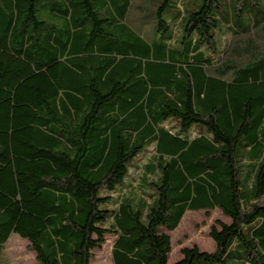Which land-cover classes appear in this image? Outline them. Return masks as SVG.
Returning <instances> with one entry per match:
<instances>
[{"label": "trees", "instance_id": "16d2710c", "mask_svg": "<svg viewBox=\"0 0 264 264\" xmlns=\"http://www.w3.org/2000/svg\"><path fill=\"white\" fill-rule=\"evenodd\" d=\"M214 210V252L174 264H264V0H0V259L112 235V264H167L161 229Z\"/></svg>", "mask_w": 264, "mask_h": 264}, {"label": "rangeland", "instance_id": "374dc122", "mask_svg": "<svg viewBox=\"0 0 264 264\" xmlns=\"http://www.w3.org/2000/svg\"><path fill=\"white\" fill-rule=\"evenodd\" d=\"M227 27H234L229 23L225 24ZM231 33L223 30L222 44L226 41H229V37ZM151 149L149 148L148 152L144 155H141L134 163L133 167L129 172V177L127 182L132 184L133 189L136 195L140 196L138 193V189L136 188V184H138L139 172L136 170V167L141 166L151 155ZM252 159L245 157V164H249ZM253 163L255 162L252 161ZM246 173V170H245ZM244 173V174H245ZM253 172H249V168L247 167V174L243 178V187L250 188L253 180ZM134 181V182H133ZM141 191L151 192L152 190L145 184H141ZM142 195V194H141ZM143 198L146 195H142ZM129 197V195H128ZM139 198L132 201L133 204L137 203ZM114 203H108L105 208L112 209ZM223 222L229 223V219L222 215L219 210H214L212 212L200 211V212H187L182 218L178 227L169 232L168 230L162 228L161 231L168 234L171 241V251L168 255V263L174 264L182 257V250L185 248H192L193 246L197 247L201 252L204 253H213L215 250V246L211 238L209 237V228L215 225V222ZM115 237L112 235H106L105 243L103 244L100 250H96L93 252V258L91 260V264H112L111 258V248ZM236 249L232 248L230 250V257L235 258ZM0 264H38L35 260L34 253L29 248V243L20 238L18 235H12L6 246L4 253L0 259Z\"/></svg>", "mask_w": 264, "mask_h": 264}]
</instances>
